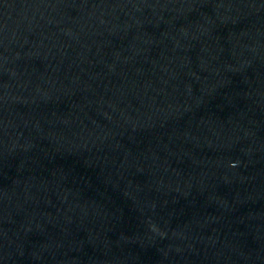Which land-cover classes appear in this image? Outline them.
Masks as SVG:
<instances>
[{
    "label": "water",
    "instance_id": "95a60500",
    "mask_svg": "<svg viewBox=\"0 0 264 264\" xmlns=\"http://www.w3.org/2000/svg\"><path fill=\"white\" fill-rule=\"evenodd\" d=\"M0 264H264V0H0Z\"/></svg>",
    "mask_w": 264,
    "mask_h": 264
}]
</instances>
